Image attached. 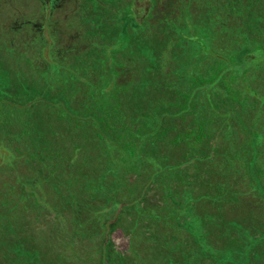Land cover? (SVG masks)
I'll list each match as a JSON object with an SVG mask.
<instances>
[{
  "label": "rangeland",
  "instance_id": "374dc122",
  "mask_svg": "<svg viewBox=\"0 0 264 264\" xmlns=\"http://www.w3.org/2000/svg\"><path fill=\"white\" fill-rule=\"evenodd\" d=\"M255 46L264 48V0H0V68L11 80L17 77L47 98L59 94L81 115L109 120L120 110L124 120L145 118L162 138L152 152L170 162L186 160L181 167L188 165L189 174L173 175L169 193L195 198L199 220L169 227L156 213L146 224L149 232L134 230L129 246L144 264H264V63H227L219 70L234 72L237 82H225L221 73L211 87L199 80L198 90H189V77L208 78L219 58L238 60ZM257 53L251 49L248 55ZM55 64L79 70L80 78L95 86V103L83 102L88 88L72 100L64 98V85L72 81L64 80V70L54 77L49 66ZM110 75L111 84L102 85ZM100 86L112 90L101 94ZM184 104L190 110L180 117ZM57 111L38 104L34 113L46 128L52 127L49 118L60 127L65 122ZM8 119L17 125L16 118ZM180 131H189L190 138L165 144ZM165 173L159 174L161 181ZM154 187L146 191V203L158 199ZM82 203L65 216V224L50 211L19 212L2 244L29 248L31 259L48 264H97L99 243L107 239L113 247L120 230L104 232L85 221L97 209L88 207V200ZM140 233H147L144 242ZM251 243L242 255L241 246ZM6 254L5 259L22 258Z\"/></svg>",
  "mask_w": 264,
  "mask_h": 264
},
{
  "label": "trees",
  "instance_id": "16d2710c",
  "mask_svg": "<svg viewBox=\"0 0 264 264\" xmlns=\"http://www.w3.org/2000/svg\"><path fill=\"white\" fill-rule=\"evenodd\" d=\"M251 49L259 53L251 57L248 55ZM251 49L238 60L229 56L219 58L208 78L198 75L189 77L192 78L189 81L190 92L198 90L199 80L207 81L211 87L215 79H222V74L225 82L236 81L234 72L219 70V67L227 63L233 66L240 59H246L248 65L264 63V48L255 46ZM0 71L3 73L0 78V179L6 178L0 184V264H48L41 259H31L29 248L21 251L18 246L2 244L5 234L11 233L12 228H15V215L19 212L24 215L27 209L35 213L50 211L58 221L65 224V216L72 215L83 201L86 203L88 200L91 203L86 205L95 206L97 211L86 217L85 221L98 223L104 232L108 229V233L109 227H119L127 237L130 234L134 236V230L149 232L150 227L146 224L152 223L157 217L156 213L163 215L164 225L169 227H181L178 223L181 220L183 223L187 222V225L191 223L188 220H199L201 213L196 212L195 198L180 195L181 199L169 193L172 176L181 171L189 174L186 172L188 165L181 167L186 160L170 162L156 155L157 152H152L155 142L162 139L161 134H156L153 122L145 125V118L139 122L135 117H129L128 120L125 119L129 123L126 125L124 115H121L118 108L116 111L119 110L120 115L112 116L109 120L93 113L89 116L78 114L67 107L59 94L47 98V93L44 96L35 87L19 83L17 77L11 80L2 68ZM108 90L110 92L112 87ZM102 93L106 94L107 88L102 87ZM38 104L46 109L58 110L65 123L57 127L49 118V126L52 127L46 128L43 119L36 118L34 113ZM186 110H190L187 104L182 105L178 112L180 117ZM163 116L165 115H159L156 126ZM8 118H16L17 125L12 126V120ZM11 127L16 129L12 130ZM197 129L201 133L199 124ZM188 132L176 133L173 140L166 141L165 144L172 147L177 139L180 142L189 139ZM60 145L66 146L59 148ZM192 159L195 158L190 157L187 162ZM205 159L207 158L204 156L203 160ZM145 165L148 167L146 171L143 170ZM165 166L168 168L164 169ZM144 171L146 176L141 177ZM164 172L166 180L161 181L159 174ZM179 173L176 176L184 178ZM59 174L60 179H57ZM127 175L130 177L127 178ZM89 176L92 179L88 180ZM138 179L141 181L137 182ZM151 184L155 185V196L158 199L154 203L149 199V203H146L145 193ZM74 234L77 235L76 232ZM145 234L147 233H140L142 242L147 236ZM162 238L160 240L164 241ZM260 239L249 242L257 243ZM156 240L159 244V238ZM252 243L247 249L241 246L242 255L253 246ZM98 249L97 264L144 262L140 259H126L125 254L114 251L107 244V239L99 243ZM7 252L22 258L5 259Z\"/></svg>",
  "mask_w": 264,
  "mask_h": 264
},
{
  "label": "flooded vegetation",
  "instance_id": "af4514ba",
  "mask_svg": "<svg viewBox=\"0 0 264 264\" xmlns=\"http://www.w3.org/2000/svg\"><path fill=\"white\" fill-rule=\"evenodd\" d=\"M52 40L49 41V45H52ZM100 66L102 64H99ZM50 68V71L51 73L53 72V76L54 77H60V71L64 70L65 72V75H66V78L64 79L65 81H67L68 79L70 80V82L72 81V83H70L69 85H64V88L66 89L65 92H63V97L64 98H68V95L69 97L72 99H74V96L73 94L76 93V94H80V93H84L85 89L88 88V91H87V96L85 95V97L83 98V102L88 99H90L92 102L95 103V100H94V96L95 94H97V91H95V86L89 84L91 82H88L89 80H85V79H81L80 76H81V73L79 70L77 69H70V68H67L66 66L63 68V67H59L57 64H55L54 66H49ZM60 68V69H59ZM60 73H59V72ZM99 71H103V69H100ZM108 72H112L111 71H108ZM51 73H48V76L51 77ZM64 74V73H63ZM107 78H105V80H102L101 81V84H111V82L113 81V79L111 78V75L110 76H106ZM73 83H76V85L72 86ZM71 86L75 89V91L73 90V92H71ZM59 88V92H62V89L60 87ZM108 88V87H106ZM99 93L103 94L102 93V88L100 86V89H99ZM107 93H109V90H107ZM65 101H68V100H65ZM71 102V101H70ZM73 110L74 108L71 107ZM116 228V227H115ZM120 230V229H119ZM109 236V235H108ZM118 240H117V243H115L113 245V250L120 253V254H125L126 255V259H144L143 257L140 256V254H138L137 251H133L132 249H130V246H129V237H127V234L124 233V231L120 230L118 232ZM122 243V244H121ZM181 253V251H178ZM183 255V254H182ZM99 259V257L97 258ZM145 259H148L145 257ZM150 259H153V258H150ZM183 259H186L185 257H183Z\"/></svg>",
  "mask_w": 264,
  "mask_h": 264
}]
</instances>
